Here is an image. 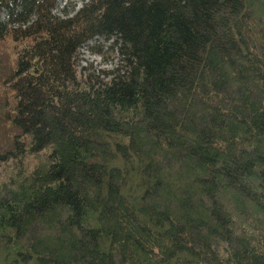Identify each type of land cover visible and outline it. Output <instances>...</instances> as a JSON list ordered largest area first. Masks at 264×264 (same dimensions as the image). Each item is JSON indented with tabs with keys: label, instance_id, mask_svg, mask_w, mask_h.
Segmentation results:
<instances>
[{
	"label": "trees",
	"instance_id": "obj_1",
	"mask_svg": "<svg viewBox=\"0 0 264 264\" xmlns=\"http://www.w3.org/2000/svg\"><path fill=\"white\" fill-rule=\"evenodd\" d=\"M59 1L0 0V264H264V0Z\"/></svg>",
	"mask_w": 264,
	"mask_h": 264
},
{
	"label": "rangeland",
	"instance_id": "obj_2",
	"mask_svg": "<svg viewBox=\"0 0 264 264\" xmlns=\"http://www.w3.org/2000/svg\"><path fill=\"white\" fill-rule=\"evenodd\" d=\"M89 0H60L54 14L60 18L73 17ZM76 64L81 81L92 85L109 82L123 71L119 46L112 40L96 38L79 51ZM3 167L0 178L3 179Z\"/></svg>",
	"mask_w": 264,
	"mask_h": 264
}]
</instances>
